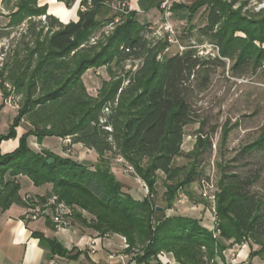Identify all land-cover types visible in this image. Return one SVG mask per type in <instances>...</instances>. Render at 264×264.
Segmentation results:
<instances>
[{"label": "trees", "instance_id": "obj_1", "mask_svg": "<svg viewBox=\"0 0 264 264\" xmlns=\"http://www.w3.org/2000/svg\"><path fill=\"white\" fill-rule=\"evenodd\" d=\"M63 1L71 6L76 0ZM250 3H174L173 11L190 12L188 29L191 33L197 30L200 36L182 51L168 55V38L155 40L151 23L138 19L129 0H81L78 20L68 23L49 14L48 6L40 5L39 0H18L4 33L27 21L32 41L25 45L22 58L17 54L7 77L23 100L18 104V118L7 135H0V143L16 136L15 127L22 119L30 128L16 149L6 154L0 151V201L4 206L20 199L16 177L27 175L36 186L53 184L50 194L29 198V206L52 195L70 207L78 205L90 217L74 212L73 226L78 224L93 237L124 236L129 245L125 251H135L131 258L137 264H152L164 252L173 253L179 264H220L218 256L225 260L227 249L247 243L249 259L258 256L264 262V195L253 187L256 174H223L213 230L196 218L166 215L179 192L188 194L189 186L199 179L197 164L174 163L182 150L185 127L200 119L195 108L199 96L210 88L218 70L226 69L227 60L232 62L234 76H244L250 70L255 73L264 66V7L255 11L248 7ZM103 7H116V13L98 19ZM201 8L205 21L196 26L192 18ZM109 26L113 28L108 30ZM205 41L217 52L200 51L197 46ZM132 59L139 60L135 69L121 74L112 70L113 62ZM105 66L110 78L103 81L98 95L92 96L82 76L89 68ZM0 87L6 99L5 79ZM30 135L40 143L48 136L69 138L66 149L80 143L96 151L98 161L92 168L84 160L49 149L35 152L28 143ZM206 145L205 137L198 136L197 148ZM255 151H264V130L243 149L245 153ZM117 158L130 164L134 176L145 182L148 193L144 198L130 193V188L137 186L133 177L112 170V160ZM160 173L164 175L166 205L156 202ZM158 206L163 210L158 211ZM47 221L52 222L50 218ZM34 235L52 256L74 259L80 254L74 255L55 238Z\"/></svg>", "mask_w": 264, "mask_h": 264}, {"label": "rangeland", "instance_id": "obj_2", "mask_svg": "<svg viewBox=\"0 0 264 264\" xmlns=\"http://www.w3.org/2000/svg\"><path fill=\"white\" fill-rule=\"evenodd\" d=\"M17 1L11 0L9 4L7 2H0V51L6 52L3 64L0 66V81L5 79L9 93L5 99L0 87V135H7L11 131L18 118V104L23 100L21 95H16L7 77L16 64L17 54H21L18 59L22 58L26 51L25 45L32 41L31 36L27 33V21L10 28V30H7L9 33H4L5 25L8 23L12 9ZM153 1L152 5L147 4V7H145L146 11L137 13V17L142 23L155 22L157 19H160L158 23H151L154 31L152 37L155 40L167 37L169 41V31L166 27L168 24L171 25L175 31V35L172 37L174 41H169L170 44L165 49L168 55L182 51L181 48L185 49L190 41H197L200 36L198 31L193 30L191 33L188 29V16L190 12L187 10L173 11L171 9L174 3L191 5L193 0H169L168 16L156 4V2L161 0ZM248 7L257 11L261 7H264V0L261 3H258L257 0H251ZM114 13H116V8L103 7L98 14V19ZM203 16V9L201 8L194 14L192 23H195L196 26L203 24L205 21ZM197 47L203 53L217 52L208 41ZM6 62L8 63L7 67L3 69L4 72L1 74L3 65ZM231 63V61L227 60L226 69L218 70L210 88L199 96L195 108L200 115V119L198 122L185 127L182 150L174 161L176 165L192 166L194 163L198 165L199 179L192 183L195 185V188L189 189L188 194H191L193 198L197 197L199 201L204 200L202 181L204 179L210 180L214 184V188L207 187V190L217 194L219 180L225 173H236L240 176L253 177L256 174L257 178L253 187L264 195V151L243 152L246 145L260 137L264 130V66L255 73L250 70L244 76H234L230 71ZM138 64V59L128 60L122 64L113 62L112 70L115 74H121L126 70L135 69ZM109 78V69L105 66L98 69L89 68L83 74L82 81L89 94L97 96L103 81ZM29 127V122L26 119H22L19 125L15 127L16 136L1 141V153H10L16 149L19 145L20 137L23 135V133L21 135L19 133L23 129L27 131ZM198 136L205 137L207 141L205 147L197 148ZM16 138L18 145L13 147L14 143L12 141ZM90 153L85 164L93 168L96 160H98V153L96 151ZM68 155L77 157L78 153L71 148L66 156ZM113 163H117L126 175L135 179L138 197L139 194L148 193L145 182L139 177H135L133 172L127 171L126 165L122 164L124 163L123 161L117 162L116 159H113ZM9 176L10 172L8 171L5 177L8 178ZM165 191L164 175L160 174L156 194V202L158 204L166 205L164 199ZM181 197H183L182 190L178 194V198ZM72 207L75 212H80L86 217H90V214L78 205H73ZM205 209L208 210L207 203H205ZM253 264H264V262L260 257L255 256Z\"/></svg>", "mask_w": 264, "mask_h": 264}, {"label": "crops", "instance_id": "obj_3", "mask_svg": "<svg viewBox=\"0 0 264 264\" xmlns=\"http://www.w3.org/2000/svg\"><path fill=\"white\" fill-rule=\"evenodd\" d=\"M163 1L156 2L158 7ZM80 2L81 0H76L71 6H67L63 0H39L40 5L46 4L48 6L49 14L55 15L63 23L78 20ZM153 3V0H129V7L139 13L146 11L147 4L152 5ZM159 21L160 19H157L155 22L150 23H158ZM25 132L26 130L23 129L19 135ZM12 142L14 143L13 147L18 145L17 138ZM28 143L35 152H40L45 148L60 156L67 155V142L58 136L45 137L40 143L35 135H30ZM71 148L77 151L78 156L68 155L67 157L80 162L83 160L85 162L91 154L90 152L94 151L80 143L74 144ZM116 161L122 162L120 158H117ZM122 164L125 165V163ZM112 170L117 174L124 175L123 169H120L117 163L112 164ZM160 174L162 175V173ZM16 180L20 185L18 192L20 199L12 201L8 207L4 206L3 200L0 201V264H137L132 258L126 257L123 239L119 234L99 237L96 252L92 254L89 252L88 243L94 237L88 231L83 232L78 224L72 228L62 229L57 228L51 221L49 222L43 218L30 220L28 218L29 198L43 197L50 194L53 190V184L46 183L36 186L27 175H19ZM191 188H195V185L191 184L189 189ZM137 191V186L130 188V193L138 199L147 195V193H143L142 195L139 194L138 197ZM182 193L183 197H177L173 207L166 210V215L196 218L201 221L203 226L210 229L213 226V219L211 213L205 209V203L199 201L197 197L193 198L191 194L183 191ZM195 194L197 193L195 192ZM34 233H41L46 238H55L64 248L69 251L73 250L74 255L77 251H80V254L74 259L58 254L52 256L50 250L41 245L40 239ZM250 250L248 243L234 249L229 248L224 252L225 260H222L220 256L217 257V260L220 264H253V259H249ZM110 253H114L117 257L110 259ZM120 257H123V260ZM158 260L160 264H179L171 252L160 254ZM158 260L153 261L152 264H156Z\"/></svg>", "mask_w": 264, "mask_h": 264}, {"label": "built area", "instance_id": "obj_4", "mask_svg": "<svg viewBox=\"0 0 264 264\" xmlns=\"http://www.w3.org/2000/svg\"><path fill=\"white\" fill-rule=\"evenodd\" d=\"M169 2H170L169 0H165L161 5L162 9L165 11V14L167 16H168L169 7H170ZM43 18H45V16H43ZM112 28H113L112 26H109L108 30ZM166 28L169 31V41H174V39L172 38L175 35L174 29L171 27L170 24H168ZM183 49L184 48H181V50ZM4 55H5V52L0 51V66H2L3 64ZM10 100H12V98H10ZM106 110H108V108ZM64 140L65 142H67V146L71 143V140L69 138H66ZM70 149L71 148H67L66 152L67 153L70 152ZM120 160L125 163L127 171L134 172V168L130 164L126 163V161L122 158ZM202 185L204 186V189L202 191L203 199L208 204V211L211 213V216L214 222V225L210 228V230H213L215 226V220H216V199L217 198H216V193H212L208 191L207 187L214 188V184L210 180L204 179L202 181ZM74 212H75L74 209L66 205L63 201H60L57 195H52L45 202L40 203L36 201L32 205H30L28 218L30 220H37L39 218H43L47 220L48 218H50L57 228L68 229V228L73 227ZM106 236H112V235H106ZM121 237L123 239L124 249H128L129 245L127 243L126 238L124 236H121ZM98 238L99 237L91 238L88 243L89 252L92 254L96 252V245H97ZM134 255H135V251H133L132 253L126 252V257L131 258ZM116 257L117 256L114 253H110L109 255L110 259H114ZM120 258L123 260V257H120Z\"/></svg>", "mask_w": 264, "mask_h": 264}, {"label": "water", "instance_id": "obj_5", "mask_svg": "<svg viewBox=\"0 0 264 264\" xmlns=\"http://www.w3.org/2000/svg\"><path fill=\"white\" fill-rule=\"evenodd\" d=\"M53 161H54V160H53L52 158L49 159V162H50V163H52ZM157 210H158V211H162V210H163V207L158 206V207H157Z\"/></svg>", "mask_w": 264, "mask_h": 264}]
</instances>
